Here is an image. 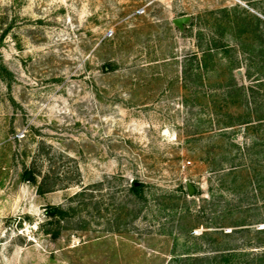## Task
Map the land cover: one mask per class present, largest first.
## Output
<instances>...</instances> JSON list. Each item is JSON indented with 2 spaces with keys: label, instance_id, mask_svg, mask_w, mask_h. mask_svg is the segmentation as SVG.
I'll return each instance as SVG.
<instances>
[{
  "label": "rangeland",
  "instance_id": "obj_1",
  "mask_svg": "<svg viewBox=\"0 0 264 264\" xmlns=\"http://www.w3.org/2000/svg\"><path fill=\"white\" fill-rule=\"evenodd\" d=\"M222 251L264 252V0H0V264Z\"/></svg>",
  "mask_w": 264,
  "mask_h": 264
},
{
  "label": "trees",
  "instance_id": "obj_2",
  "mask_svg": "<svg viewBox=\"0 0 264 264\" xmlns=\"http://www.w3.org/2000/svg\"><path fill=\"white\" fill-rule=\"evenodd\" d=\"M209 52V51H208ZM208 53H206L205 55H207ZM31 178H33L31 176ZM143 186V183L141 181H137L136 179L135 180H132V183L130 184V189H132L135 193H139L141 192V188ZM48 213H50L51 215H55L56 213L60 214L61 211L57 208V207H50L49 208V211ZM205 233H202V235H204ZM235 255L234 251H227V252H217L215 253V255L213 256L214 259L217 258L218 262H221L222 264H230L231 260H230V257ZM262 255H264V252L260 253L258 256H257V259L250 262V263H247V264H261V260H262ZM205 255H194V256H179V255H175L172 259L176 262H183V261H191V263H194V264H201L202 260L205 259L204 257ZM216 263V264H217ZM238 264V263H236ZM240 264H244V263H240ZM246 264V262H245Z\"/></svg>",
  "mask_w": 264,
  "mask_h": 264
},
{
  "label": "water",
  "instance_id": "obj_3",
  "mask_svg": "<svg viewBox=\"0 0 264 264\" xmlns=\"http://www.w3.org/2000/svg\"><path fill=\"white\" fill-rule=\"evenodd\" d=\"M189 17L186 16V15H183V16H177V17H174L172 18V23L174 25H176L177 27L181 28L183 24H185L187 21H188ZM185 187H186V191L189 195L193 194L195 192V187L194 185L186 180L185 181Z\"/></svg>",
  "mask_w": 264,
  "mask_h": 264
},
{
  "label": "built area",
  "instance_id": "obj_4",
  "mask_svg": "<svg viewBox=\"0 0 264 264\" xmlns=\"http://www.w3.org/2000/svg\"><path fill=\"white\" fill-rule=\"evenodd\" d=\"M143 10L140 8L137 10L138 13H141Z\"/></svg>",
  "mask_w": 264,
  "mask_h": 264
}]
</instances>
